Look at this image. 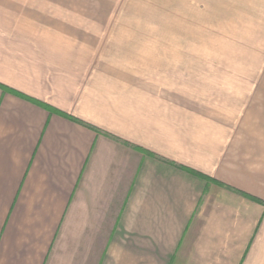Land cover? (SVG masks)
Here are the masks:
<instances>
[{"label":"crops","instance_id":"obj_1","mask_svg":"<svg viewBox=\"0 0 264 264\" xmlns=\"http://www.w3.org/2000/svg\"><path fill=\"white\" fill-rule=\"evenodd\" d=\"M95 1L0 0V264H264V169L52 23Z\"/></svg>","mask_w":264,"mask_h":264},{"label":"rangeland","instance_id":"obj_2","mask_svg":"<svg viewBox=\"0 0 264 264\" xmlns=\"http://www.w3.org/2000/svg\"><path fill=\"white\" fill-rule=\"evenodd\" d=\"M96 2L115 14L52 23L121 77L115 88L144 87L173 120L203 121L196 144L211 155H252L243 161L264 169V0Z\"/></svg>","mask_w":264,"mask_h":264},{"label":"trees","instance_id":"obj_3","mask_svg":"<svg viewBox=\"0 0 264 264\" xmlns=\"http://www.w3.org/2000/svg\"><path fill=\"white\" fill-rule=\"evenodd\" d=\"M4 88H5V87H4ZM5 89H7V88H5ZM7 90H9V89H7ZM13 93H15L16 95H18V96H20V97H22V98L28 99V100H30V101H32V102H34V103L39 104L36 100H34V99H32V98H29V97H27V96H24V95H22V94H20V93L14 92V91H13ZM48 108H50L52 111H55V112L61 114L62 116H65V117H67V118H69V119H71V120H74V121H77V122H80V123H81L80 120H78V119H76V118H74V117H72V116H70V115H68V114H66V113H63V112H61V111H58V110H56V109H54V108H52V107H48ZM181 167H182L183 169L188 170L189 172H191V173H193V174H195V175H198V176L202 177V178H205V179H207V180H212L210 177H208V176H206V175H204V174H202V173H200V172H198V171H196V170H193V169H190V168H187V167H184V166H181ZM214 180H215V179H214ZM215 182H218V181L215 180ZM219 183H220V182H219ZM221 184H222V183H221ZM254 199L257 200V201H259V202H261V203H264V201H262V200H260V199H258V198H254Z\"/></svg>","mask_w":264,"mask_h":264}]
</instances>
